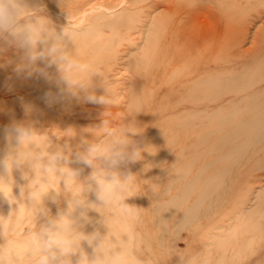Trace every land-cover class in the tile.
Masks as SVG:
<instances>
[{"label": "rangeland", "instance_id": "obj_1", "mask_svg": "<svg viewBox=\"0 0 264 264\" xmlns=\"http://www.w3.org/2000/svg\"><path fill=\"white\" fill-rule=\"evenodd\" d=\"M177 1L181 5L189 2ZM226 1L230 3L235 0ZM260 1L255 0L252 7L254 18L249 31L255 35L251 39L239 38L232 41L220 36L211 39L208 35H203L167 37L145 42L139 35H135L133 39L123 37L128 25L126 22H119L117 26L111 27L103 23V20L93 21L107 13L105 7L111 4V0H62L63 9L59 0H43L48 15L57 26L67 23L62 11H68L74 6L87 7L88 3L103 4L99 8L97 5L88 8L80 19L71 22L77 30L79 57L90 63L105 78L119 106L96 105L73 98H65L49 106L43 99L44 92L50 87L48 83L43 79H17L12 72L13 65L6 64L0 68V159L9 151L2 136L3 130L14 122L34 125L40 134L48 135L54 144L62 145L67 142L75 150L82 137L94 139L86 130L99 126L105 118L121 119L125 115L124 105L131 100V90L137 88L140 94L138 105L142 112L137 114L136 121L143 132L133 139L146 150L142 152L140 161L128 166L138 176L140 183L137 186L138 194L129 198L127 203L138 207L142 217V223L135 229L143 241L141 250L137 253L139 264H178L179 256L183 257V264H264V200H261L264 198V163L256 162L257 153L263 151L264 147L249 148L233 163L225 177V182L230 185L227 192L220 191L219 195H210L197 207L194 215L187 217V221L183 218L184 214L195 203L198 190L182 203L171 206L164 216L162 212L167 208L160 206L169 202L185 182L193 178L199 168L216 155L212 153L199 156L197 152L202 148L195 146L199 135L208 133L211 128L207 116L219 107L243 108L254 95L264 91V68L262 76L257 74L250 83L240 84L234 91H224L216 98L209 96L205 89L198 88L206 76H227L231 72L241 71L247 65L256 68L257 63L264 58V5ZM177 5L174 4L173 8ZM212 8L205 0L185 4L181 8L179 19L185 18V24L192 25L194 30L198 28V31H203V25L198 22ZM224 18L219 19L215 25L220 33L227 27L225 20L228 18ZM221 55L223 60L219 59ZM7 57L15 60L11 51L6 54ZM95 79L98 81L99 77ZM52 90L55 91V88ZM96 91L99 95L103 94L104 89L97 85ZM25 104L31 105V111L27 114ZM181 123L187 124L183 127ZM54 134L61 137L57 138ZM194 155L198 157L193 160L186 176L173 181L175 169L183 168ZM136 164L140 167L136 168ZM72 166L77 167L75 164ZM220 167L219 163L209 165L197 182H203ZM89 171L90 169H85L83 175H87ZM147 177L152 179L151 182ZM165 178L169 180L166 181ZM13 179V194L19 198L20 186L27 181L22 178L19 170L13 171ZM258 190L262 196L256 198L255 192ZM90 198L94 199L92 196ZM46 203L55 214L57 206L49 201ZM14 207L17 205L10 206L0 196V216L6 217ZM90 215L96 217L97 213L91 212ZM31 224V211L24 204L14 210L11 220H3L4 228L21 243ZM113 226L120 231L130 228L129 223L119 217ZM87 230L91 231L92 226ZM101 231L106 229L101 228Z\"/></svg>", "mask_w": 264, "mask_h": 264}, {"label": "clouds", "instance_id": "obj_2", "mask_svg": "<svg viewBox=\"0 0 264 264\" xmlns=\"http://www.w3.org/2000/svg\"><path fill=\"white\" fill-rule=\"evenodd\" d=\"M59 4L62 8V0ZM9 51L15 60L6 58ZM0 61V68L13 65L17 79L48 83L43 99L49 106L65 98L119 106L105 78L79 57L77 30L69 17L57 26L43 0H0ZM97 85L103 94H97ZM24 110L29 113L31 105L25 104ZM124 112L119 120L105 118L86 130L94 139L82 137L75 150L67 142L54 144L29 123L14 122L3 130L9 151L0 159V196L17 207L0 216V264H139L143 241L135 229L142 217L127 201L138 194L140 182L128 166L140 161L146 148L133 139L143 132L136 121L142 112L137 101L129 100ZM85 169H90L87 175ZM14 170L27 181L19 198L13 194ZM46 201L57 206L55 214ZM21 204L32 215L22 243L3 225ZM118 217L129 223L128 230L113 226Z\"/></svg>", "mask_w": 264, "mask_h": 264}, {"label": "bare ground", "instance_id": "obj_3", "mask_svg": "<svg viewBox=\"0 0 264 264\" xmlns=\"http://www.w3.org/2000/svg\"><path fill=\"white\" fill-rule=\"evenodd\" d=\"M195 1L198 0H189V2H186L185 4L191 5ZM205 1H208L213 6V8L210 9L207 14L205 13V15L203 16V20L198 22L200 25H203V31H198V28L194 30L192 25L190 26L189 24H185L187 21L185 20V18L180 17L179 19L181 8L185 4L182 3L183 5H181V2L177 0H111V4L105 7L106 10H108L107 13H104L103 16L100 15L101 17H96L93 21L103 20V23L111 27L117 26L119 22H126L128 23V25L126 28V32L123 34V37L127 39H133L135 35H139L145 42L153 41V39H164L167 37H203V35H208V37L211 39L220 36L222 37V39L229 38L232 41L233 39H251L254 37L255 34L251 30L249 31V25L254 18L252 7L255 3V0H235L231 1L230 3L226 0ZM177 3L180 6L179 8ZM174 4L177 5V7L173 8ZM260 4L264 5V0H261ZM95 5H97L99 8V6H102L103 4L101 2H95L94 5L92 3H88L87 7L74 6L70 10L62 11L61 13L64 18L67 19V17H69L71 21L79 18L81 15H84V13L89 10L88 8H92ZM222 17H226L224 19L228 18L227 20L229 22L225 20L227 23V27L222 33H220L215 28V25L219 19H222ZM176 19L179 20L177 21ZM222 57L223 56L221 55L219 59L223 60L224 57ZM256 66V68H252L249 65L244 66L241 71L231 72L227 76H222L219 74H215L214 76H206L205 78H203V82H200L198 88L205 89L206 91H208L207 93L209 94V96H211L212 98H216L220 95V93L224 91H234L240 84L248 82L250 83V81L255 78L257 74L262 76L261 74L262 69L264 68V58L260 60ZM130 98L131 100H136L137 103L138 101H140V94L137 88H133L131 90ZM207 120L211 124V128L208 133H202L197 138L195 146L202 148L197 152V154L199 156H206L208 154L216 153V155L212 159L208 160L205 165H202L199 168L198 173L193 178L185 182L182 188L179 189L178 193L175 194L172 199L169 200V202L165 204L163 203V205L159 204L162 208H167L165 212H162V216H164L165 213L167 214V211L171 206L182 203L187 197L198 190V195L195 199V203L192 206L188 207L184 214L183 218H185V221H187V217L190 218L192 215H194V211L197 209V207L201 205L202 202L204 203V201H206L210 195H219L220 191L222 193L227 192L230 185L228 186V183L225 182V177L229 174L233 163L238 161L249 148H253L256 146L264 147V91L257 96L254 95L243 108L231 106L227 108L219 107L215 109L210 115L207 116ZM186 124L187 123H181L180 125L185 127ZM257 154L258 156L256 162L264 163V150ZM198 155H194L192 158H190L185 163L183 168L175 169L173 181H175L176 179H183L186 176V174L190 170L193 160L196 158V156L198 157ZM217 163L221 165L218 171L207 176L205 180H203V182H197L199 178L203 177V171L209 165ZM137 165L138 164H136V168L140 167ZM141 169L143 168L141 167ZM165 172L167 173V170ZM148 176L150 177V173ZM152 176L154 175L152 174ZM149 177H147V179ZM166 178L164 180H166ZM137 179H139L138 176ZM151 180L149 178V182H151ZM260 194V190L256 191L255 197H261L262 195L260 196ZM155 200L157 201V199ZM261 200H264V198ZM255 205L257 204L255 203ZM255 205L253 207H255ZM256 208H258V206H256ZM261 219L262 218H260V220ZM258 225L256 224V226ZM252 226L253 225H251V228Z\"/></svg>", "mask_w": 264, "mask_h": 264}]
</instances>
